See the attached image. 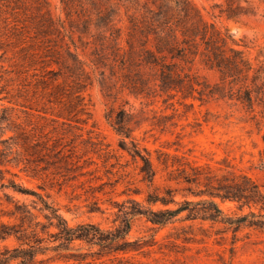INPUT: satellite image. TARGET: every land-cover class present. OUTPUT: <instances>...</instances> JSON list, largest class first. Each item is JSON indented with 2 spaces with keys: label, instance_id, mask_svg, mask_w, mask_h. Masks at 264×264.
Returning <instances> with one entry per match:
<instances>
[{
  "label": "rangeland",
  "instance_id": "obj_1",
  "mask_svg": "<svg viewBox=\"0 0 264 264\" xmlns=\"http://www.w3.org/2000/svg\"><path fill=\"white\" fill-rule=\"evenodd\" d=\"M169 1L174 5V0ZM162 2L12 0L13 7L0 10V224H18L12 215L16 206L32 208L37 202L34 196L15 192L11 182L41 194L74 228L92 223L114 231L125 218L126 207H135L131 200L146 208L149 194L165 195L167 189L176 191L178 201L201 200L191 194L208 191L204 180L199 185L168 181L170 171L158 163V158L166 156L192 162L213 174L246 177L264 189L262 96L252 109L229 98L202 101L197 93L184 97L154 91L137 98L124 87L129 82L119 67H88L79 82L68 73L71 59L66 44L72 51L77 46L81 59L93 65V53L100 47L98 36L104 30L96 28L98 18L113 15L116 28L126 38L130 17L157 10ZM189 2L208 25L248 44L254 63L264 61L263 0ZM238 6L247 15L238 16V11L237 16H229V8ZM44 14L65 29L47 33ZM48 39L56 42L52 45L62 52L64 64L51 65V58L45 57ZM199 74L202 81L218 82L214 72L201 70ZM111 110L131 115L130 138L111 125L106 117ZM22 132L45 144L35 151L20 138ZM135 148L151 156L158 171L154 185L142 181L139 168L143 162L133 156ZM217 203L229 217L261 213L260 206L242 208L220 199ZM33 212L47 225L43 215ZM186 215L164 228L142 216L133 218L127 244L122 242L123 248L132 250L128 252L101 250L80 241H53L40 227L41 246L47 250L39 252L33 264H264V230L245 227L234 233L224 224L185 221ZM252 220L259 219L248 217L247 222ZM18 246L13 237L0 241V259L5 258L6 249Z\"/></svg>",
  "mask_w": 264,
  "mask_h": 264
},
{
  "label": "trees",
  "instance_id": "obj_2",
  "mask_svg": "<svg viewBox=\"0 0 264 264\" xmlns=\"http://www.w3.org/2000/svg\"><path fill=\"white\" fill-rule=\"evenodd\" d=\"M162 1L157 10H149L141 17H130L126 38L123 37L121 29L116 28L113 15L108 14L106 17L98 18L95 26L104 30L98 36L100 47H97L93 53L95 56L91 59L93 65L81 59L77 46L75 51H72L71 46L66 44V54L71 59V64L66 66L68 73L76 75V80L79 82L81 77L88 74L86 70L88 67L92 69L93 66L101 68V65L109 69L119 67L124 71L122 77L129 82L124 87L137 98L149 97L154 91L169 96L181 93L184 97H188L187 94L195 97L197 93L202 101L205 98H229L251 109L259 97L262 96L261 100H264V61L257 59V63L253 62L247 52L248 44L245 42L240 44L229 32H222L215 26L208 25L203 21L200 13L191 6L189 0H174V5L169 0ZM11 4L12 0H0V10L4 12V8L13 7ZM242 10L240 6L231 7L228 15L237 16L235 12ZM241 15L247 14L244 12L238 14ZM41 17L47 24V33L56 31L60 33V29H65L62 24H56L51 17L45 14ZM46 43L50 44L45 48V57L51 58L50 64L63 63L62 52L52 45L56 42L48 39ZM36 55V53L30 54L32 61L35 60ZM109 61L112 63L106 64ZM201 70L216 73L218 82L211 84L206 80L202 81L199 74ZM103 83L106 84L104 81ZM106 117L120 135L131 137L128 132L130 114L124 110L117 113L111 110ZM56 129L57 127H54L53 131H57ZM19 135L25 144L29 143V146L37 152L42 147L41 144H45L40 139L31 140V135L29 136L27 132ZM19 145L20 143H16V146ZM134 151L133 156L140 157L143 162L139 168L142 181L154 185L158 171L151 156H143L136 148ZM158 163L166 171H170L168 181L199 185L204 180L203 184L208 187V191L191 194L202 198L195 202L187 199L178 201L176 191L167 189L165 195L149 194L146 208L142 203L131 200L135 203V207H126L125 218L114 231L103 230L92 223L70 227L59 211L41 194L24 190L11 182L10 187L15 192L34 196L37 202H33L32 208L25 204L16 206L12 215L19 221L18 224H0V241L13 237L19 243V246L13 250L6 249L3 253L5 258L0 259V264H9L12 261H17L18 264H33L38 253L47 250L41 246L44 238L39 236L40 227L41 233L49 235L54 239L53 241H64L68 244L80 241L110 252L132 251L123 246L127 244L126 239L132 229V219L137 216L145 217L148 222L161 228L183 221L180 216L187 213L185 221L224 224L234 233L245 227L264 230V189L250 179L235 174H213L202 166L188 161L183 163L174 156L158 158ZM217 199L223 202H237L242 208L260 206L261 213L256 215L251 212L250 215L243 217H229L220 209ZM157 205L161 207L155 209ZM33 210L43 215L48 222L47 225L40 221ZM248 217L259 220L247 222ZM51 229H56L57 232H51Z\"/></svg>",
  "mask_w": 264,
  "mask_h": 264
}]
</instances>
